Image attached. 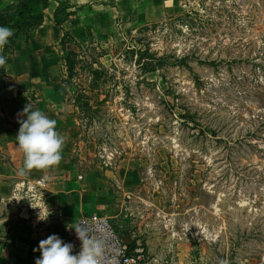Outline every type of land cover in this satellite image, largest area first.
<instances>
[{"label": "rangeland", "instance_id": "rangeland-1", "mask_svg": "<svg viewBox=\"0 0 264 264\" xmlns=\"http://www.w3.org/2000/svg\"><path fill=\"white\" fill-rule=\"evenodd\" d=\"M91 27L35 64L65 80L74 157L106 202L91 213L122 204L110 220L134 264H264V0ZM147 53L162 63L142 67Z\"/></svg>", "mask_w": 264, "mask_h": 264}, {"label": "crops", "instance_id": "crops-1", "mask_svg": "<svg viewBox=\"0 0 264 264\" xmlns=\"http://www.w3.org/2000/svg\"><path fill=\"white\" fill-rule=\"evenodd\" d=\"M12 0H0V7ZM183 0H70L69 10L75 13L64 20L63 27L76 40H80L97 21H113L117 29L131 28L136 24L180 11ZM57 0H49L43 21L31 36L21 34L13 51V59L6 64L12 76L0 90V264H35L41 253L38 244L49 235L63 239L70 233L72 223L93 210L105 209L98 201V192L87 180L90 171L79 169L74 153L75 128L65 117V89L60 75L48 69L38 70L35 64L47 62V54L59 44L62 29L52 21ZM116 28V26H115ZM37 80L40 83L37 84ZM19 89V92H18ZM34 92V97L29 96ZM31 103L50 119L57 121L56 131L67 137L58 166L47 170L33 169L25 176L18 174L24 155L19 149L16 135L19 121L25 120L23 109ZM74 154V155H73ZM43 178L48 194L47 205L54 210L52 219L41 227H34L19 217L16 206L9 203L14 186L22 181ZM97 188V187H96ZM103 190H99L102 192ZM104 198V196L100 195ZM116 216L122 204L114 203Z\"/></svg>", "mask_w": 264, "mask_h": 264}, {"label": "clouds", "instance_id": "clouds-1", "mask_svg": "<svg viewBox=\"0 0 264 264\" xmlns=\"http://www.w3.org/2000/svg\"><path fill=\"white\" fill-rule=\"evenodd\" d=\"M12 35L11 28L0 26V49H3ZM5 63V57L0 56V67ZM33 108L34 106L29 103L23 109L22 115H26L27 118L19 121L20 127L16 135L18 147L24 155L23 166L18 170L21 176L27 175L33 169L47 170L58 166L67 140L66 136L56 131V120L50 119L41 110H33ZM48 215V209L44 214L40 211L39 219L46 220ZM70 228L75 230L77 238L81 241L79 253L72 255L73 245L64 243L61 238L53 234L41 240L38 249H34L41 253L40 258L35 260V264H104L105 240L90 235L87 229L80 225ZM220 264H228V262L222 260Z\"/></svg>", "mask_w": 264, "mask_h": 264}, {"label": "built area", "instance_id": "built-area-1", "mask_svg": "<svg viewBox=\"0 0 264 264\" xmlns=\"http://www.w3.org/2000/svg\"><path fill=\"white\" fill-rule=\"evenodd\" d=\"M47 194L48 189L43 178H38L34 181H22L14 186L9 203L17 207L20 218H25L34 227L39 228L43 224L48 223L55 213L47 205ZM47 209L49 210L47 219L40 220V211L41 214H44ZM22 213H25L26 216H21ZM76 225L86 228L90 235L105 240L104 264H134L141 259V248L135 246L132 250H128L127 240L118 233L109 216L99 213L85 214L74 220L71 227ZM62 241L73 245L72 255L78 254L81 250V241L77 238L73 228Z\"/></svg>", "mask_w": 264, "mask_h": 264}, {"label": "trees", "instance_id": "trees-1", "mask_svg": "<svg viewBox=\"0 0 264 264\" xmlns=\"http://www.w3.org/2000/svg\"><path fill=\"white\" fill-rule=\"evenodd\" d=\"M48 0H12L0 7V26H7L12 29L13 35L9 37L8 42L3 49H0V56H4L6 63L0 67V90L6 86L9 79L12 78L6 69V64L13 59L14 45L21 34L27 37L31 36L34 29L40 25L45 16V7ZM70 0H58V6L53 11L52 21L55 25L62 29V36L59 40V45L65 48L68 39L73 40L74 37L69 34V31L64 29L63 22L75 12L69 10ZM61 7V8H60ZM76 52L68 51L64 53V61L66 70L71 74L74 64ZM141 56V55H140ZM138 58V63L144 68H153L156 64L162 63V57L155 56L152 53H147L144 57ZM65 83V80H61ZM19 92V89H18ZM129 249H133L136 244L134 241L127 243Z\"/></svg>", "mask_w": 264, "mask_h": 264}, {"label": "water", "instance_id": "water-1", "mask_svg": "<svg viewBox=\"0 0 264 264\" xmlns=\"http://www.w3.org/2000/svg\"><path fill=\"white\" fill-rule=\"evenodd\" d=\"M21 216H23V217H24V216H26V214H25V213H22V214H21Z\"/></svg>", "mask_w": 264, "mask_h": 264}]
</instances>
